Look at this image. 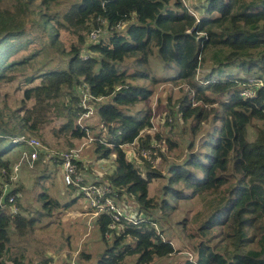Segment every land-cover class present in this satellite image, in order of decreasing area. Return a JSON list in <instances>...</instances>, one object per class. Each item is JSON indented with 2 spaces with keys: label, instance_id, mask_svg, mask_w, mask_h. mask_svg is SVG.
I'll return each mask as SVG.
<instances>
[{
  "label": "trees",
  "instance_id": "obj_1",
  "mask_svg": "<svg viewBox=\"0 0 264 264\" xmlns=\"http://www.w3.org/2000/svg\"><path fill=\"white\" fill-rule=\"evenodd\" d=\"M52 3L60 5L58 0H0V83L26 74L19 86L22 97L12 105L0 101V144L11 139L24 145L22 138L32 136L26 134L40 135L41 111L52 109L65 118L57 132L67 140L92 136L101 158L114 156L113 170L93 182L106 181L120 197L134 201L142 219L137 224L122 219L125 226L116 230L108 227L109 215L97 216L94 223L102 238L111 234L112 240L93 264H123L130 256L135 257L133 264H264V0H205L198 6L203 10L198 18L180 0H75L62 13H53ZM122 22L125 27L116 29ZM63 28L77 34V44L64 46ZM99 29L105 34L89 43V57H82L87 39L81 32ZM34 42L42 47L9 60ZM206 50H212L213 66L198 80ZM42 57L55 69L40 70ZM152 57L160 62V75L149 69ZM138 80L188 86L176 104H168L169 125L178 116L200 122L216 111L211 130L200 142L207 151L195 150L183 163L171 164L165 189L171 196L202 202L199 219L192 218L198 224L194 236L200 238L194 261L176 256L171 241L155 227L156 217H143L141 209L155 206L149 184L161 174L149 167L144 172L121 147L136 140L138 146L150 147L147 138L142 139L151 124L150 113L136 117L126 109L152 95ZM81 84L103 99L94 102L90 117L78 122L83 113L77 91ZM61 97L66 102L60 104ZM93 117L101 128L97 135L90 134L95 125L86 122ZM254 119L261 124H252ZM251 124L256 134L249 139ZM10 148L0 151V195L10 177L11 163L4 157ZM176 184L191 192H174ZM16 192L13 188L5 199ZM5 204L0 203V264H23L20 257H4L9 228L32 227L35 218L27 219L19 209L11 215ZM157 204L164 211L172 208L167 199ZM217 231L221 239L214 242L211 232Z\"/></svg>",
  "mask_w": 264,
  "mask_h": 264
},
{
  "label": "rangeland",
  "instance_id": "obj_2",
  "mask_svg": "<svg viewBox=\"0 0 264 264\" xmlns=\"http://www.w3.org/2000/svg\"><path fill=\"white\" fill-rule=\"evenodd\" d=\"M58 1L60 2L59 6H56L54 3L50 5L53 13H62L75 0ZM180 1L197 18L203 11H200L198 6L204 3L205 0ZM195 7L197 12L194 10ZM99 33H103V29H99ZM81 34L87 39V33L81 32ZM61 38L64 41L65 47H69L71 43L77 44L79 40L77 34H70L65 28L61 29ZM45 39L42 41H45ZM41 47V43H31L26 49L16 50L9 60L13 58L20 59V57L32 53L35 48ZM211 55L212 50H206L203 54L205 61H201L197 69L198 80L212 68ZM37 66H40V70L42 71L55 69L53 63L47 60L46 57H42L41 62H38ZM149 69L154 74L160 75L162 67L159 60L152 57L149 61ZM25 75L17 74L12 81L0 83V101L6 100L8 105H12L15 100H19L22 97L23 89L19 86ZM136 82L142 86L150 87L152 95L146 100L126 106V109L129 114L136 117H144L146 115L149 117L150 113V123L153 122L155 129H145L142 139L143 137L144 139L147 138V143L153 148L156 162L154 165L151 164V167L150 163H144L143 159L134 160L135 157H139L138 155H128V158L144 167V172L146 171V167H149L161 174L160 177L154 178L149 184L148 195L154 199L155 206L154 209L147 211L141 209L143 217L146 215L147 218L150 217L149 219L156 217L157 230L163 231L164 237L171 241L174 249L178 251L176 256L194 261L195 255L193 250L197 240L200 238L194 236V233L198 229V224L192 223V218L199 219V217H196V214L203 209L202 202L197 197L185 200L178 195L177 197L171 196L165 189L168 185V170L171 164L183 163L189 153L195 150L207 151L206 148L200 146V142L211 130L212 124H214L212 118L216 111H209L211 117L205 120L201 119L200 122H196L193 119L185 120L181 116H178V119L169 125L165 122V119L168 117V108H170L168 104H176L177 99L181 97L183 91L187 90L188 86H179V84L174 82L151 84L149 80H138ZM63 101L66 102V99L61 97L59 103L61 104ZM208 108L209 106L206 107V109ZM56 111L52 109H45L44 112L41 111L44 120L37 127L40 130V135L30 133L26 135L36 136L47 147L63 152L79 148L80 170H82L85 177L88 175L87 183L93 182V176H98L100 173L102 176L108 175L113 170L114 156L110 155L109 157L101 158L102 151H96L94 142H89L84 136L67 140L63 133L57 132V129L62 121H65V118L54 115ZM58 111L61 110L58 109ZM169 121L171 120L169 119ZM86 122L92 126L95 125L94 131H90L91 135H97L101 131L95 117ZM252 124L260 125L261 123L254 119ZM247 133L249 139L254 137L256 130L253 125L248 127ZM3 148H10L7 154L13 162L17 159L19 152L24 149L21 143H12L11 139H5L0 144V151ZM126 150L130 152L129 147H126ZM56 164V162H48L46 169H43L45 164L42 165L41 169L38 167L31 173L24 170L27 174V181L25 182L22 179L18 181L20 183L16 185V189L20 190L22 196L20 205L22 203L23 205L21 206L26 208L23 213L27 216V219L35 218V220L32 223V227H28L25 224L20 227V231L10 226L11 241L9 250L4 256L6 259L16 256L21 257L24 259L25 264H44L43 260L48 262L51 259L50 262L52 264H71L72 262L74 264H93L101 256L106 245L111 244V234L110 236L106 234L105 239L102 238L97 224L90 218V214L87 215L83 199L78 195L76 190H71V188L64 185L59 166ZM84 167L87 169L84 170ZM171 188L176 193L179 190L183 191V193L191 192L190 189L180 184L172 185ZM161 199H167L172 208L165 211L159 209L157 202ZM131 211H134L133 203L128 202L124 205L126 217L130 215ZM3 215H5V211ZM124 226L125 224L120 225L119 229H122ZM211 233L216 235L212 238L214 242L221 239L218 231ZM211 233L209 235H212ZM80 253L90 255V258H82ZM134 260V256L127 257L123 264H133ZM7 261L9 262V260Z\"/></svg>",
  "mask_w": 264,
  "mask_h": 264
},
{
  "label": "built area",
  "instance_id": "obj_3",
  "mask_svg": "<svg viewBox=\"0 0 264 264\" xmlns=\"http://www.w3.org/2000/svg\"><path fill=\"white\" fill-rule=\"evenodd\" d=\"M191 13L194 14L193 12ZM124 27L125 23L123 22L116 25V29L119 30L123 29ZM104 34V30L103 33H99V30L91 31L87 37L85 45H83L80 51L81 56L84 58L89 57L87 51L88 44L91 42H96L101 37V35ZM77 91L80 98L79 104L83 109V113H81L78 118V122H80L83 119L90 117L94 113V102L101 101L103 98L94 97L91 95L86 84L78 85ZM244 95H249V92H245ZM146 129H155L153 122H151L150 126L146 127ZM86 138L91 143L95 140V138L92 136H87ZM22 140L24 142V149L19 152L17 159L11 163L10 177L2 186V193L0 195V203H6L5 205L10 208L11 215L18 213V209L15 204L18 194H10L7 200L5 199V196L11 192L13 186L20 180L21 173L24 170L31 173L40 167L41 164L47 162H56L57 166H59L63 183L65 186L73 188L78 192V195L81 196L86 208L89 211L91 219L94 220L101 214L109 215L111 222L109 223L108 227L114 228L116 230H119V226L123 225V222H121L122 219H126L127 222L132 224H137L141 221L142 216L141 213L137 214L138 210L136 208L135 202L127 201L123 196L120 197L117 190L111 187L106 181L97 183L86 182L88 177H85L77 164L78 162H81L78 153L80 150L79 148L76 150L71 149L68 152H63L58 149L47 147L44 143H42L41 140L34 136H28L26 138H22ZM138 145L139 143L136 140L131 144L122 145L121 147L127 153V155H138L144 158L148 163L154 165L156 161L153 158V151L151 147H142ZM126 147L130 148V152H127ZM137 159L138 157H135L134 160ZM102 177V175H98L96 179L98 180ZM128 202L133 203L134 211H131L130 215L126 217L124 214V205ZM155 227H157L156 224ZM51 260H49L46 264H52L50 262ZM71 264H74V262Z\"/></svg>",
  "mask_w": 264,
  "mask_h": 264
},
{
  "label": "crops",
  "instance_id": "obj_4",
  "mask_svg": "<svg viewBox=\"0 0 264 264\" xmlns=\"http://www.w3.org/2000/svg\"><path fill=\"white\" fill-rule=\"evenodd\" d=\"M24 146V145H23ZM4 157L5 158H7L9 161H10V163H12L13 161H11V157H9L8 156V154H5L4 155ZM48 163V162H47ZM47 163H44V164H41V166H40V169L43 167L42 165H45L44 167H43V169H46V167H48V165H47ZM57 167V166H56ZM87 168H85L84 167V170H86ZM87 173V172H86ZM61 174V173H60ZM99 174V173H98ZM100 175H101V173H100ZM87 177H88V175H87ZM90 177V176H89ZM95 177H97V175H95ZM62 178V177H61ZM93 178H94V176H93ZM20 179H22L23 181H27V174H26V172L25 171H23L22 173H21V175H20ZM20 183V182H19ZM18 182L13 186V188H16V185H18L19 184ZM71 190H75V189H73V188H71ZM17 194H18V198H17V208L19 209V214H22V215H24V213L23 212H25V209L26 208H24V207H22L21 205H23L22 203H21V205H20V199L22 198V196H21V194H20V190L19 189H17V192H16ZM80 196V195H79ZM81 197V196H80ZM83 203H84V201H83ZM84 206H85V203H84ZM85 210H86V212H87V215H89V213H88V209L86 208V206H85ZM25 216V215H24ZM25 217H27V216H25ZM48 255V254H47ZM46 257V256H45ZM20 260H21V262L23 263V264H25L24 262V259L23 258H21L20 257ZM42 263V262H41ZM40 264V263H39Z\"/></svg>",
  "mask_w": 264,
  "mask_h": 264
}]
</instances>
